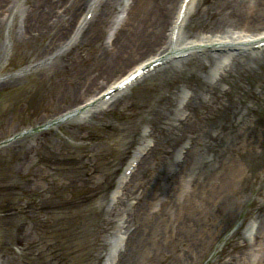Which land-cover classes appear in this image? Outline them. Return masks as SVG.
<instances>
[{"label":"rangeland","instance_id":"374dc122","mask_svg":"<svg viewBox=\"0 0 264 264\" xmlns=\"http://www.w3.org/2000/svg\"><path fill=\"white\" fill-rule=\"evenodd\" d=\"M11 1L0 8V264H238L234 204L255 197L245 205L264 211V78L239 65L243 58L233 64L228 55L205 63L204 71L193 69L207 81L221 80L216 95L195 97L185 89L191 79L171 75L178 63L141 78L103 111L81 114L96 93L166 44L141 43L122 52L123 34L115 38L131 0H123L96 39L91 35L107 0L96 1L79 32L89 0L77 6L73 0ZM193 1L182 26L209 0ZM251 10L234 8L242 24L226 35L203 30L180 46L205 37L254 40L259 35L244 26L263 22L264 11ZM170 104L169 118L180 129L173 143L158 131L150 134L149 124L153 114L165 121L162 109ZM194 142L213 165L203 168L209 163L204 155L194 170L174 172L165 148L169 155L173 144L171 159L179 153L178 162ZM149 149L130 181V175L122 180L134 154ZM27 161L39 178L38 198L28 207L22 192ZM125 184L128 195L117 203ZM228 218L213 248L195 262ZM256 242L250 264H264V224Z\"/></svg>","mask_w":264,"mask_h":264},{"label":"bare ground","instance_id":"6f19581e","mask_svg":"<svg viewBox=\"0 0 264 264\" xmlns=\"http://www.w3.org/2000/svg\"><path fill=\"white\" fill-rule=\"evenodd\" d=\"M83 0H73L74 4L79 5ZM97 0H89L88 4L86 5L85 11L83 14L85 15V12L89 9H95ZM11 0H0V8L6 9V7L11 3ZM123 2V0H107L105 6H107L105 9H102L100 11V18L98 19L97 26L92 32L93 38H98L99 33L103 30L104 27L107 26L108 22H111L113 18L115 17V13L117 11V7ZM179 5L177 6V9L182 4V0L179 1ZM194 2V1H193ZM192 2V4H193ZM191 4V5H192ZM191 7V6H190ZM239 7H248L251 10V12H254L255 7L258 9L264 11V0H209L207 4L204 6H199L196 10L194 16H192L186 25L182 26L183 21L178 24L177 20H179L178 14L176 17L171 21V14L172 10L176 8V2L175 0H131L128 4L127 9H125V17L119 21L120 27L118 28V35L116 36L115 40L118 39L119 33L123 34V38L121 40V44L123 46V51L129 50L138 44L141 43H148L151 42L155 46H161V44L165 43L166 46L162 51L158 53L157 56H152L149 59L139 62V64L134 65L131 67L128 71H126L124 74L120 75L118 79L111 82V85L105 86L101 92L98 94L96 93L91 100V103H88V108L81 112V114H86L88 112L93 113V111H103L105 107L111 106L113 103L117 101H122V98L125 97V95L128 93V91L131 90V88L134 86H131V88H127L125 90L121 91V94L113 97L109 102H107L106 105L103 104H95V100L98 99L100 95H102V92L105 90L111 89L114 85L117 84L118 81H120L122 78L130 75L131 72L136 71L140 69L141 67L149 65L154 60H157L159 58H166L168 56H174L189 52V55L187 57H181L178 59H170L169 63L164 66H160L157 70L153 71V73H150V75H157L160 72H166L165 70L169 69L173 64H181V68L178 70H173L171 72V75L175 78H179L182 76L187 77V80L191 79L192 84L185 89H192L193 95L197 96V94L204 92L211 93L213 95H216V93L219 92V84L220 81H207L205 79L201 78V75L197 76V74L193 71V69L196 68L199 70H205L206 64L213 65L217 62V60L221 57H227L228 55H233V64H237L240 61V58H243V63H238L239 65L245 66L249 65V69L252 72L253 76H260L264 78V46H261L260 48H252L253 44L255 42H264V35L259 34L260 30H264V20L263 22H259L257 25H247L245 24V28H247L250 32H256L255 35H259L254 40L250 39H225L222 37L217 38H208L205 37L204 40L195 42L190 41L185 43V45H181V41L184 38H191L194 36H197V34L201 33L203 30L208 31L211 35L216 36L217 34L222 36L223 34L226 35V33L230 32L231 30H234L238 25L242 24L240 20V16L236 14L234 16V8ZM237 17V18H236ZM170 20V21H169ZM209 20L208 25L205 29H201L200 25L202 22ZM170 23H169V22ZM91 21H89L90 23ZM169 23V24H168ZM89 25V24H88ZM87 25V26H88ZM170 26V27H169ZM89 27V26H88ZM169 27V34L167 35V38L165 37V30ZM122 31V32H121ZM203 31V33H204ZM76 35V34H75ZM252 35V36H253ZM251 36V35H250ZM166 38V39H165ZM114 40V41H115ZM71 41V40H70ZM119 44L113 45V48L116 49V47ZM121 46V45H120ZM222 49L211 53L210 49ZM197 49L202 50V52H198ZM228 50V53L226 56H223L225 54H222L223 51ZM231 50H234V52H230ZM117 50V49H116ZM202 55V56H201ZM203 57V58H202ZM203 59L206 60V62L203 61ZM222 59V58H221ZM226 59V58H225ZM194 61V63H193ZM226 60H221L219 62V65H225ZM240 74V73H238ZM148 75L147 77H150ZM146 77V76H145ZM144 78V77H143ZM193 79V80H192ZM222 79V78H221ZM194 83V84H193ZM205 90V91H204ZM195 96V97H196ZM125 103V102H124ZM123 103V104H124ZM126 104H124L125 106ZM170 106V107H169ZM171 106L172 104L168 105L166 108H163V119L161 117H156V115L153 114L151 117V120L149 122L150 134H155V132L158 131V134H162V137H167L170 142L173 143V141H176V138L179 136L180 129H178L174 124L173 120H170L169 115L171 114ZM170 108V109H169ZM100 115V114H97ZM160 116V114H158ZM93 117V116H92ZM161 119L162 121H160ZM164 123L165 125H161ZM194 144V145H193ZM189 145L188 147H185L186 150L182 155V159L180 161L174 160L175 158L179 156V153L174 155V159H171L173 156V147L171 144L169 147V155L167 154V149L165 148V153L167 155V158L170 159V163H173V171L179 173L184 172H190L195 169V167L198 166V163L201 164V159L205 155L209 163L203 164V168L210 167L213 165L212 159L207 156L206 154L203 155L202 148L200 149L198 147H195V142ZM169 145V142H167V146ZM144 149V148H143ZM143 149H140L141 151ZM152 149L146 150L144 152V155L141 157L140 161L137 165L143 163L145 158H148V154L152 152ZM139 153V152H137ZM136 153V154H137ZM165 155V156H166ZM201 157V158H199ZM134 158V157H133ZM161 159V158H159ZM164 161V160H163ZM23 172L22 176H24L23 179V187L22 192L23 196L25 198L24 205L29 206L32 203L36 202V198H38V179L36 175H34L32 166L30 165L31 162L27 161V164L23 162ZM197 163V164H196ZM263 176L262 180L259 181L260 185L259 187L262 190L261 196L264 197V168H263ZM133 174H130L128 177L129 181L132 178ZM127 179V178H126ZM125 179V180H126ZM124 187L121 189V194H119V198L117 199V203L120 201L123 197H127L129 190ZM126 189V190H125ZM118 189H116V193H119ZM255 198V197H254ZM250 198L248 201L244 202V206L239 203V201H236L234 204V208L232 210L233 214V224H234V236H235V243H236V253H237V263L238 264H250V258L252 255H254L251 250L256 246V240L259 238L261 231L263 229L264 224V211L261 210H252L249 209L248 205H245L247 203H253L255 202V199ZM116 203V204H117ZM116 205L113 207V210H115ZM112 215V214H109ZM252 218V219H251ZM106 224L111 223V216H108L106 219ZM229 218L225 220L220 228L217 229L215 236H213V239L211 241L208 240L207 247L201 249L196 258L195 262L198 261L201 257L206 256L207 251L213 248L214 246V238L219 235L220 229H225L226 226H229ZM246 226V227H245ZM138 228V227H137ZM153 229V228H152ZM152 229L150 227L145 228L144 230L147 233L152 232ZM136 231H133L129 237L128 241H126L125 245L127 246L129 243V239H133L134 234H136ZM154 232V231H153ZM156 232V231H155ZM134 240V239H133ZM112 261H110L111 264ZM109 263V262H108Z\"/></svg>","mask_w":264,"mask_h":264}]
</instances>
